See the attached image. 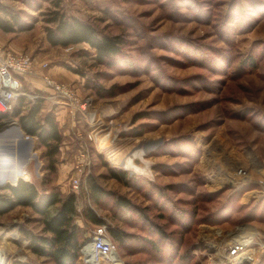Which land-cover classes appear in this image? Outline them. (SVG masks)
<instances>
[{"label":"rangeland","instance_id":"374dc122","mask_svg":"<svg viewBox=\"0 0 264 264\" xmlns=\"http://www.w3.org/2000/svg\"><path fill=\"white\" fill-rule=\"evenodd\" d=\"M4 3L23 10L25 22L33 26L8 34L0 29V46L60 69L57 77L47 73L88 99L91 116L73 117L64 106L44 100L42 115L54 106L63 134L50 171L46 147L20 132L15 102L6 116L0 114L2 177L11 171L13 165H6L12 160L19 157L26 164L29 157L24 180L41 194L78 195L76 223L89 233L82 249L100 226L85 210L104 221L109 236L113 229L129 234L126 241H112L121 264H233L230 246L246 234L253 236L244 255L252 260L245 264H264V0H62L64 13L92 23L102 34L124 38L123 56L112 68L98 64L87 44L65 48L47 40L48 1ZM39 72L27 76L24 88L49 97L52 88L41 77L46 72ZM89 83L103 87V94ZM5 121L16 123L1 125ZM169 142H183L199 156ZM134 153L139 158L133 160ZM7 157L12 160L5 163ZM110 170L126 172L131 184L112 178ZM139 176L148 186L137 188ZM90 177L112 194L102 204L91 197ZM76 178H81L78 190ZM5 181L0 195L9 193L1 189L12 183ZM149 184L164 191L167 200L156 197ZM115 197L129 199L133 210L114 207ZM142 212L150 223L140 220ZM183 212L186 218L180 220L177 214ZM152 222L161 228L158 237L151 235ZM43 228L30 207L1 214L0 253L6 263L56 264L30 248L31 235L44 234ZM140 238H154L157 248ZM175 245L180 251H173ZM183 255L190 256L183 261ZM77 264L91 263L81 253ZM99 264L114 263L104 259Z\"/></svg>","mask_w":264,"mask_h":264},{"label":"trees","instance_id":"16d2710c","mask_svg":"<svg viewBox=\"0 0 264 264\" xmlns=\"http://www.w3.org/2000/svg\"><path fill=\"white\" fill-rule=\"evenodd\" d=\"M50 3V8L47 13L45 21L47 23V40L53 46L70 47L81 44H87L94 52L95 61L102 65H108L110 68L116 67V61L123 56V47L125 45L124 38L120 35L102 34L98 31L95 25L90 22L84 21L81 18L69 16L62 11V0H46ZM31 5V4H30ZM31 7H33L31 5ZM264 10V7H263ZM25 12L17 7L10 6L4 3V0H0V29L5 33L24 32L32 28V24H28L24 20ZM28 16V15H27ZM31 17V16H30ZM31 18H34L33 16ZM117 59V60H116ZM255 58L249 59V66H255ZM26 87V78L22 77ZM94 89L99 95L103 94V87L96 84ZM87 86V87H89ZM35 91V90H33ZM45 101L42 99H35L26 102L25 98H19L17 101V107L15 109V115H17L20 123V127L23 132L30 136L38 138L40 145L46 147V155L49 160L48 169L55 170L56 156L59 154L60 145L62 143L63 134L61 132L59 122L56 117L54 106H51L49 110L42 115L45 108ZM170 143V142H169ZM183 143V142H182ZM179 142L178 144L182 148L183 153L190 156H199V152H189L184 144ZM171 142L170 145H178ZM169 145H165L160 148L161 151L167 150ZM111 177L118 181L131 184L126 176V172L110 170ZM24 179L26 177H23ZM19 179L16 185L6 184L1 189L8 191V194L0 195V215L10 210H13L16 206L30 207L34 212L41 216L42 223L44 225L42 235H31L30 248L33 253L38 256L50 257L56 264H77L81 257L82 248L86 239L89 237V233L84 231L80 225L76 223V217L78 216V203L79 197L75 192H70L66 195L55 190L49 191L46 194H41L34 183ZM27 179V178H26ZM126 180L128 182H126ZM138 187L148 186L147 181L143 180L140 176L135 178ZM91 197L96 204H102L103 200L107 196H111L110 192H107L101 184L96 182L92 177L88 180ZM155 190L156 197L167 200V194L161 189L154 187V184H149ZM237 191L241 190L236 189ZM114 207L122 208L126 211L133 210L132 203L125 197L113 198ZM160 201V200H159ZM170 203H172L169 200ZM227 208L224 209L227 211ZM139 213V209L135 210ZM222 211V212H223ZM86 217L95 225L104 224L92 210H85ZM187 212L183 214L178 213L177 217L181 220H185ZM217 214H220L219 212ZM215 214L214 216H217ZM264 214L262 212L260 215ZM140 220L144 218L150 223L146 213H140ZM163 215V214H162ZM162 217V216H161ZM142 222V221H141ZM153 225L152 237L161 233V228L155 223ZM164 232V231H163ZM25 235H30L27 231H23ZM111 240L126 241L129 239V234L119 229L111 230ZM164 239L169 240L165 234ZM140 242H145L153 248H157L158 243L154 238L151 240H144L140 238ZM141 246V245H139ZM159 248V247H158ZM173 251H180V247L171 246ZM164 248H159V252H163ZM188 256H181L185 261ZM175 257V256H174ZM182 264V261L180 262Z\"/></svg>","mask_w":264,"mask_h":264},{"label":"built area","instance_id":"2783aa9c","mask_svg":"<svg viewBox=\"0 0 264 264\" xmlns=\"http://www.w3.org/2000/svg\"><path fill=\"white\" fill-rule=\"evenodd\" d=\"M49 67L50 64L48 62H45L42 65H37L36 59L33 56L27 54L17 55L0 46V88L2 89L1 96L3 95L5 99L3 103L0 101V114L6 116V114L12 110L13 105L19 98H25L27 103L35 99L51 100L55 104L67 108L73 117L79 115L88 119V116H91V114L86 112L87 107L89 106V100L80 99L77 90L73 86L54 80L51 75L47 73ZM40 70L46 72L41 77L46 85L52 88L53 93L49 97L39 91H27L24 88L21 78L38 75ZM7 91L8 93L5 96L4 93ZM15 123L16 122L5 121L1 125H11ZM261 184L264 185V182ZM80 185L81 178L74 179L73 188L78 190ZM90 240L92 242L91 255L95 256L98 264L104 259H110L112 261L113 253H116V245L112 242L108 234V227L106 224L100 225L89 241ZM247 244H244L239 240L230 246L229 257L232 258L233 264H245L246 262H249V260H252L250 255L248 257L243 256L246 254L245 248L247 247ZM82 253L86 258V261L93 264L90 255L85 249H82Z\"/></svg>","mask_w":264,"mask_h":264},{"label":"bare ground","instance_id":"6f19581e","mask_svg":"<svg viewBox=\"0 0 264 264\" xmlns=\"http://www.w3.org/2000/svg\"><path fill=\"white\" fill-rule=\"evenodd\" d=\"M1 91H2V89L0 88V101L3 103L4 101H5V99H4V97H3V95L1 96ZM15 130V129H14ZM14 132V131H13ZM20 134H18V136H17V138H16V143H17V147L19 148V146L21 145V143H20V136H19ZM22 136V135H21ZM143 154H146V153H143ZM140 155V154H139ZM26 156V155H25ZM21 157H24V156H21ZM18 159L16 160V162L15 161H13L11 158H5V163H7L9 160H12L11 161V163H9V164H5L4 163V166L6 165V167H8V166H12L13 165V167H11L10 169H11V171H13L14 173H16V176L17 177H29V171H28V169H29V166H28V163H29V157L27 158V157H25L27 160H26V164H25V161H24V163L22 164V166L21 165H19V163L21 162L20 160H21V158H19V157H17ZM135 159V158H139V156H138V154L137 153H134V155H132V159ZM133 159V160H134ZM19 160V161H18ZM3 166V165H2ZM26 166V167H25ZM135 166H137L138 167V165H135ZM6 167H3V168H6ZM129 167V166H128ZM2 167H1V165H0V183L1 182H6L5 180H9L10 182H15L14 181V178L13 177H2V175H1V173L4 171L3 169H1ZM131 168V167H130ZM133 166H132V170H133ZM136 168V167H135ZM3 170V171H2ZM31 176V175H30ZM2 183V184H3ZM3 232L2 231H0V234H2ZM252 236L253 235H249V234H246V235H243L240 239V241H242L244 244H247V243H249L250 241H251V239H252ZM244 239V240H243ZM239 241V240H238ZM86 251L88 252V254L90 255V258L92 259V261H93V264H98V262L96 261V259H95V256L94 255H91L92 254V242H91V240L89 241V243H88V245L86 246ZM244 256V255H243ZM121 260L119 259V257H118V255H117V253H113V256H112V262L114 263V264H121V262H120ZM120 262V263H119ZM0 264H7L6 263V257L5 256H3L1 253H0Z\"/></svg>","mask_w":264,"mask_h":264},{"label":"crops","instance_id":"0c3cea01","mask_svg":"<svg viewBox=\"0 0 264 264\" xmlns=\"http://www.w3.org/2000/svg\"><path fill=\"white\" fill-rule=\"evenodd\" d=\"M3 40H5V39H3ZM13 49H15V46H14V44L12 43V42H10V44H9ZM59 69V68H58ZM60 70V69H59ZM59 70H56V69H54V68H50L49 69V73H51L53 76H55V77H57L58 75L57 74H61V72H59ZM66 76V75H65ZM69 77V76H68ZM26 81L28 82V77H26ZM35 81H37V80H35ZM44 85V84H43ZM34 86H35V84H34ZM45 87V86H44ZM39 89V88H38ZM43 89V88H42ZM46 89V88H45ZM41 90V89H40ZM59 110H61V112H63V111H65L64 109L62 110L61 108H59ZM60 112V111H59ZM20 129V128H19ZM257 195V194H256ZM257 197V196H256ZM255 196H253V199L254 198H256ZM251 200V199H250ZM247 201H249L248 199H247Z\"/></svg>","mask_w":264,"mask_h":264},{"label":"water","instance_id":"95a60500","mask_svg":"<svg viewBox=\"0 0 264 264\" xmlns=\"http://www.w3.org/2000/svg\"><path fill=\"white\" fill-rule=\"evenodd\" d=\"M20 132H21L22 134H25V133L21 130V128H20ZM21 166H22V162H21ZM8 176H11V177L14 178V181H15V182L10 183V184H12V185H16L17 182H18V180L21 179V178H23V177H20V178L17 177V176H16V173H14L13 171H10V172L8 173L7 177H8ZM23 179H24V178H23ZM4 185H6V184H3V185H1V186L3 187Z\"/></svg>","mask_w":264,"mask_h":264}]
</instances>
